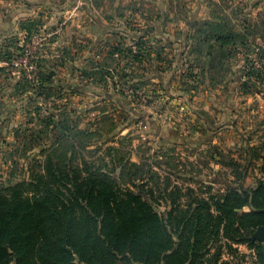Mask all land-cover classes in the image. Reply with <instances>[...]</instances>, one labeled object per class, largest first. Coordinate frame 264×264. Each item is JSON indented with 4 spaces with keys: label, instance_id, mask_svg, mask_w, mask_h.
Here are the masks:
<instances>
[{
    "label": "rangeland",
    "instance_id": "374dc122",
    "mask_svg": "<svg viewBox=\"0 0 264 264\" xmlns=\"http://www.w3.org/2000/svg\"><path fill=\"white\" fill-rule=\"evenodd\" d=\"M205 22L228 24L235 41L210 70L194 51ZM139 47L153 53L149 65L126 56ZM0 55V192L29 182L37 155L52 146L25 153L17 139L28 135L30 104L42 118L69 117L92 132L79 148L88 162L118 174L153 166L156 197L174 194L185 205L252 190L262 178L264 0H0ZM206 252L208 264L258 263V252L238 242Z\"/></svg>",
    "mask_w": 264,
    "mask_h": 264
},
{
    "label": "trees",
    "instance_id": "16d2710c",
    "mask_svg": "<svg viewBox=\"0 0 264 264\" xmlns=\"http://www.w3.org/2000/svg\"><path fill=\"white\" fill-rule=\"evenodd\" d=\"M193 41L209 70L225 64L230 52H220L235 43L224 22H205ZM152 55L139 47L126 56L149 65ZM108 67L96 69L110 76ZM41 76H35L39 87ZM31 106L28 135L17 132V139L25 153L44 141L52 146L37 155L29 182L0 192V264H208L206 250L223 240L247 244L258 252L257 264H264V243L251 241L264 228V158L254 189L232 188L221 198L183 205L181 196L156 197L160 174L150 164L125 165L118 174L105 163L88 162L79 148L86 150L92 132L69 117L42 118L40 108ZM160 199L169 206L167 213L157 211Z\"/></svg>",
    "mask_w": 264,
    "mask_h": 264
},
{
    "label": "water",
    "instance_id": "95a60500",
    "mask_svg": "<svg viewBox=\"0 0 264 264\" xmlns=\"http://www.w3.org/2000/svg\"><path fill=\"white\" fill-rule=\"evenodd\" d=\"M253 241H259L261 243H264V228H260L256 231V233L253 235L252 238Z\"/></svg>",
    "mask_w": 264,
    "mask_h": 264
}]
</instances>
